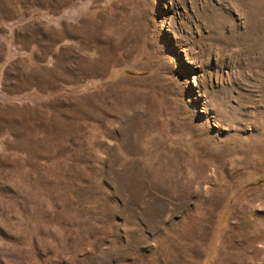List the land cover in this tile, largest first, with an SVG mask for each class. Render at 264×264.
Wrapping results in <instances>:
<instances>
[{"label": "rangeland", "instance_id": "374dc122", "mask_svg": "<svg viewBox=\"0 0 264 264\" xmlns=\"http://www.w3.org/2000/svg\"><path fill=\"white\" fill-rule=\"evenodd\" d=\"M0 264H264V0H0Z\"/></svg>", "mask_w": 264, "mask_h": 264}, {"label": "crops", "instance_id": "0c3cea01", "mask_svg": "<svg viewBox=\"0 0 264 264\" xmlns=\"http://www.w3.org/2000/svg\"><path fill=\"white\" fill-rule=\"evenodd\" d=\"M35 57V59L36 60H39V58H40V60H44L45 59V56L44 57H42L41 55H35L34 56ZM25 60H27V57L26 56H20V57H16V58H13L12 60H11V63H12V65H13V67L14 68H12L13 70L14 69H16V71H18V72H20V66H25V64H24V61ZM39 71V74H42V73H40V71H42V69H39L38 70ZM10 75H12L13 73H12V70L10 71V73H9Z\"/></svg>", "mask_w": 264, "mask_h": 264}]
</instances>
